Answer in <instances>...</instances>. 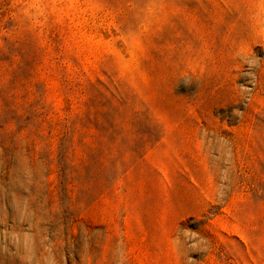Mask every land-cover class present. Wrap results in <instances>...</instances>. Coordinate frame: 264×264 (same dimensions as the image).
<instances>
[{"label":"rangeland","instance_id":"374dc122","mask_svg":"<svg viewBox=\"0 0 264 264\" xmlns=\"http://www.w3.org/2000/svg\"><path fill=\"white\" fill-rule=\"evenodd\" d=\"M0 264H264V0H0Z\"/></svg>","mask_w":264,"mask_h":264}]
</instances>
